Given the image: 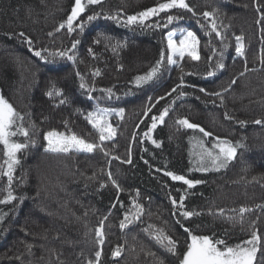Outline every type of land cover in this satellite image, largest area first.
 <instances>
[{
	"label": "trees",
	"instance_id": "obj_1",
	"mask_svg": "<svg viewBox=\"0 0 264 264\" xmlns=\"http://www.w3.org/2000/svg\"><path fill=\"white\" fill-rule=\"evenodd\" d=\"M161 2L165 0H102L88 6L69 33L67 27L57 29L70 15L74 0H0V95L24 116L29 130V146L18 154L11 185L17 200L0 205V264H95L97 252L99 264H180L190 242L185 227L230 245L258 231L261 251L256 264H264V0H186L195 15L172 9L145 25L125 26L104 18L119 16L122 22ZM93 12L100 13L99 18L88 22ZM204 12L214 13L223 41L211 33ZM168 15L179 18L167 24ZM179 30L196 33L200 60L186 56L178 65L165 61L153 79L137 86L136 78L156 66L161 52L167 55L168 33ZM21 32L32 40L31 46ZM236 36L244 37V57L235 52ZM76 40L79 44L72 50ZM61 51L74 55L75 61L50 55ZM219 62L223 69L217 67ZM210 71L215 75L209 76ZM81 77L85 88L80 87ZM101 89H111L114 96L108 98ZM49 91L54 92L51 98ZM161 96L164 99L156 103ZM149 98L154 107L145 116ZM97 107L124 110L123 119L115 114L110 118L117 134L104 143L108 155L99 149L45 150L49 131L99 143L98 133L85 119ZM164 108L168 116L151 129V117ZM179 119L212 135L187 129ZM217 138L244 147L225 168L196 171L198 141L211 148ZM14 139L25 142L22 136ZM129 158L130 164L122 162ZM4 160L0 145V166ZM165 172L202 183L188 188ZM7 191V177L0 175V199ZM181 197L184 207H174L172 200ZM134 200L143 206V214L122 229L124 216L137 211ZM241 207L252 209L242 222L238 211H232ZM221 209L224 216L218 215ZM182 211L194 215L185 219ZM101 223L102 245L96 235ZM158 229L176 241V254L155 241ZM117 248L120 255L114 256Z\"/></svg>",
	"mask_w": 264,
	"mask_h": 264
},
{
	"label": "snow or ice",
	"instance_id": "obj_2",
	"mask_svg": "<svg viewBox=\"0 0 264 264\" xmlns=\"http://www.w3.org/2000/svg\"><path fill=\"white\" fill-rule=\"evenodd\" d=\"M102 3V0H74V6L71 9L70 15L67 17L66 21L61 23L58 27L59 30H63L67 27V31L72 33L75 31L74 24L80 18V16L85 13L88 6L91 5H99ZM172 9H182L186 10L189 13L195 15L193 8L186 2V0H165V2L159 3L157 6L147 9L145 11L140 12L138 15L127 16L124 21H120L119 16L105 15L104 18L108 20L116 21L117 23H123L125 26L139 24L145 25V22L154 16H159L160 13H170ZM259 11V8H257ZM100 13L93 12L92 14L86 17L88 22L94 21L99 18ZM203 16L210 21L211 33H215L217 37H221L223 41L224 37L221 32L218 30L214 13L213 12H204ZM179 17L175 15L167 16V24H171L174 20ZM260 20H264V15L260 17ZM260 20L257 22L259 23ZM84 23H80L78 25L80 31L84 29ZM153 27H161L159 24L152 25ZM166 27L167 25H163ZM209 33V35L211 34ZM21 37H25V34L21 32L19 34ZM177 35H179V39H176ZM26 42L29 46L32 45V40L26 38ZM236 47L235 52L238 56L244 57L245 55V45H244V37L236 36ZM99 42V41H97ZM79 44V40H76L72 45V50H75L76 45ZM199 44L200 40L197 37L196 33L193 31H186L177 34L176 32H169L167 35V55L165 52H161L160 59L157 61L156 66L151 69L149 73L144 76H139L136 78V84L139 86L143 82H148L153 77L156 76L157 72L160 68L165 64V61L170 65H178L180 61H183L187 56L191 60L199 61ZM225 48L227 45L225 44ZM91 52V49H89ZM34 55L39 57L41 60H45V56L42 55L41 51H35ZM54 56H60L61 58L67 56L68 60L75 61L74 55H69L67 52L61 51L58 53L50 54ZM47 62V61H46ZM261 63L264 64V56L261 57ZM219 69L224 68V64L219 62L217 64ZM182 70V69H181ZM243 74V73H242ZM79 75V73H77ZM94 75H100L97 70ZM209 76L215 75L214 71H210L208 73ZM81 88H85L86 85L83 83V77H81ZM235 83V80L232 81ZM183 85H177V87H182ZM95 89H90V91H94ZM102 92L106 91L108 98H112L114 93H112L111 89H101ZM172 92L176 91V88L171 90ZM201 92L205 90L203 88L200 89ZM54 92L49 91L47 95L49 98L53 96ZM56 95L62 96V92H55ZM171 95V92L168 93ZM215 95L219 96L220 93H215ZM92 99L91 96L88 97ZM164 99L163 96L159 97L156 103H159V100ZM60 104H64L65 100L61 99L59 101ZM149 107L145 110V116H147L148 112H151L154 104L151 103V98H149ZM169 109L164 108L162 113L158 116L151 117V129H155L157 127V122L163 124L165 117L168 116ZM115 114L119 116L121 119L124 117V110L120 109L119 111H113L108 108H100L97 107L95 111L87 113L85 119L92 125L93 129L98 133L99 143L87 142L83 138L78 137L75 134L66 135L64 133L49 131L45 140L47 141V148L45 149L48 152L52 153H69V152H83V153H92L97 149L104 152L105 155H108V152L104 149V143L106 141L113 140L117 134V129L111 123V116ZM24 116L16 111L11 103H9L3 95H0V145L3 146L5 160L3 161V166H0V175H4L7 177L8 183V191L5 198L0 199V205H6L12 203L17 200V197L13 194L11 190V185L13 182V174L15 170V166L20 163L18 154L22 152L29 146L27 142L29 139V130L24 126ZM178 124L182 125L187 129L198 130L200 133H203V136L209 137L212 134L210 132L205 131L204 128L196 125L194 123L189 122L187 119H179L177 121ZM241 124L244 122L241 121ZM256 124H261V120H256ZM150 129V130H151ZM143 135L149 139H151L149 132H144ZM17 136H22L25 138V142H18L14 138ZM218 142L213 144L211 148L206 147L204 142L198 141V145L200 151L196 153L197 159L195 164L197 167L196 171L200 172H208L210 170L219 171L222 168H225L228 163L235 159L237 155V149L244 147L242 143L233 144L227 140H220L217 138ZM152 143L156 144L157 147L160 145L153 140ZM113 159H119L118 157H113ZM131 163V159L129 158L127 161H122ZM166 176L171 177L173 181H181L183 184L187 185L188 188L195 187L196 184L202 183V181H193L190 179H186L183 175H176L172 172H165ZM108 177L111 180L112 184L120 190L117 182L112 179V173H108ZM137 195L139 193L137 192ZM184 197L180 198V201L177 202L175 199L172 200V204L174 207L183 208L184 207ZM115 207V205H113ZM133 207L137 210L135 215L126 214L124 216L123 221L120 224V227L123 229L129 223L132 222L133 219L138 220L140 215L143 214V206L133 201ZM232 211H238V214L241 218V222L243 221V216L245 213L252 211L247 207H241L238 210L232 209ZM185 219L191 218L194 213L191 211H182L180 213ZM224 210L221 209L218 212V215L224 216ZM6 215V213H5ZM131 217V218H130ZM104 219H107L105 217ZM228 219H235V217L229 216ZM4 216L0 215V224L3 223ZM151 227V226H150ZM184 231L188 233L190 238V242L186 244V250L182 254V259L180 260V264H256L257 253L261 251V236L258 231H253L251 233V237L245 239L239 243L234 245L228 244L224 239H213L206 235H197L193 234V232L185 227ZM96 235L98 237L99 243L102 245L104 243V233H103V223H101L100 228L97 230ZM153 238L157 243H159L162 247H164L168 252L172 254H176L177 243L170 236H168L163 230L158 229L153 233ZM100 252L96 253V261L95 264H99L100 260ZM120 255V249L114 253V256ZM89 264H93L92 261H89Z\"/></svg>",
	"mask_w": 264,
	"mask_h": 264
},
{
	"label": "rangeland",
	"instance_id": "obj_3",
	"mask_svg": "<svg viewBox=\"0 0 264 264\" xmlns=\"http://www.w3.org/2000/svg\"><path fill=\"white\" fill-rule=\"evenodd\" d=\"M186 31H192V30H179V31H173V32H176L177 34H179L181 32H186ZM176 39H179V35H177ZM198 51H199V55H200V49L199 48H198ZM56 132H59V131H56ZM60 133H62V132H60ZM46 148H47V143H46Z\"/></svg>",
	"mask_w": 264,
	"mask_h": 264
}]
</instances>
